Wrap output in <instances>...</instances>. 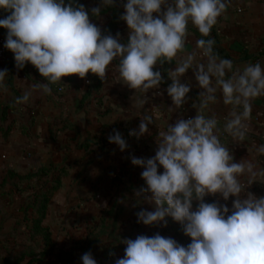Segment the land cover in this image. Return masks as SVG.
I'll list each match as a JSON object with an SVG mask.
<instances>
[{
    "label": "clouds",
    "instance_id": "1",
    "mask_svg": "<svg viewBox=\"0 0 264 264\" xmlns=\"http://www.w3.org/2000/svg\"><path fill=\"white\" fill-rule=\"evenodd\" d=\"M102 4L113 7L115 0H102ZM229 4L230 0H127L120 19L127 23L130 35L122 44L119 33L105 35L91 22L89 10L75 0H0V9L9 13L0 19V27L8 30L4 47L14 54L18 69L31 63L46 81L17 97V104L28 102L33 91L51 95L52 86L64 83L67 76L85 79L91 72L105 80L114 61H118L114 68L119 79L135 90L136 109L144 108L149 90L165 82L158 64L176 65L168 71L172 82L166 91L174 105L169 111L189 99L191 87L181 82L189 69L202 89L199 102L193 104L195 118L178 119L159 131L154 157H131V163L143 169L146 184L135 195L155 205L154 211L136 213L138 223L167 226L166 218L171 217L182 225L191 243L185 247L159 233L139 235L122 241L125 255L115 264H264V197L247 191L256 182L264 183L260 179L264 167L249 159L236 162L221 140L227 134L235 144L246 141L253 101L264 97V66L257 61L239 68L216 51L211 31ZM100 13V7L91 9L93 16ZM189 24L201 37L191 51ZM7 75L6 69L0 71V92L8 90ZM221 98L230 106L222 127L215 115L205 114ZM152 123L153 117L145 114L138 131L129 134L140 138L149 133ZM108 139L122 152L129 147L117 130ZM256 151L264 155V144ZM217 194L224 201L236 197L231 214L226 204L205 202L206 196ZM194 201L198 202L195 210ZM81 259L82 264H97L91 252Z\"/></svg>",
    "mask_w": 264,
    "mask_h": 264
},
{
    "label": "crops",
    "instance_id": "2",
    "mask_svg": "<svg viewBox=\"0 0 264 264\" xmlns=\"http://www.w3.org/2000/svg\"><path fill=\"white\" fill-rule=\"evenodd\" d=\"M65 2L68 3L69 0ZM75 2L89 10L91 22L100 27L105 35L110 32L115 37L119 33V42L127 44L130 29L127 23L120 19L125 12L123 4L127 0H115L113 7H104L102 0ZM93 7L101 8L99 17L91 15ZM8 14L0 9V19ZM115 15L116 20L113 21ZM155 15L157 14L154 13ZM213 29L216 35L212 34V37L218 42L222 57L231 59L239 68H243L248 62L257 61L264 66V0H230L226 13L218 19ZM7 31L0 27V35L7 37ZM189 33L187 48L191 51L196 40L201 37L191 24ZM117 63L118 61H114L110 66L107 78L101 80L99 91L92 90L86 98L83 97L85 92L92 88L94 79L98 77L91 72L85 79L75 75L64 77V83L52 86L51 95L33 91L28 102L17 104L15 102L17 97L32 90L33 85L46 81L40 73L34 71L31 63L22 70L18 69L11 51L5 60L0 61V71L6 69L8 73L5 79L8 90L0 92V180L9 170L27 173L42 166L65 168L67 174L61 178L62 186L49 203L47 221L52 218L69 219L76 223L85 220L75 213L53 211L55 205L60 204L59 207L63 209L65 204L80 203L82 192L78 188L83 183L85 189L83 194L88 195L89 200L86 203L92 210L86 220L90 218L91 222L92 216L97 219L98 211L107 206L125 205L118 220L119 223L129 220L131 225L130 227L120 225L115 233L137 234L141 225L139 228L135 225V222H138L136 213L144 208L154 211L151 208L154 203L150 204L143 197H136V191L142 186L146 187V184L141 177L143 169L134 166L131 157L145 159L154 157L158 147L159 131L166 130L168 123L175 125L178 119L195 118L197 114L193 104L199 102V93L202 89L199 88L192 69L181 78L182 83L191 87L189 99L181 108L169 111V107L174 105L166 91L168 85L161 84L159 89L149 90L146 94L144 108L136 109L133 107L135 90L130 89L119 79L114 68ZM175 67L174 62L168 71L174 70ZM156 69L161 70L162 66L158 64ZM217 95L219 97L220 94ZM82 110L86 112L87 135L77 121V115ZM229 111L230 106L224 105L221 98L216 104H211L205 114L215 115L222 127ZM145 114L154 119V123L148 125L149 133L140 138L131 136L129 133L132 130L138 131ZM114 130L119 131L129 145L123 152L118 145L109 142L108 137ZM89 136L92 139L90 147L80 148L79 143ZM221 140L229 146L236 162L249 159L264 167V155H258L256 151L259 145L264 144V97L253 101L246 141L235 144L227 134L222 135ZM163 171V167L160 166L159 172ZM247 191L257 197H264V183L256 182L248 187ZM206 197L213 203L218 201L220 204H226L228 208L233 207L232 202L236 199L230 197L228 201H224L219 194ZM121 200L124 202L121 203ZM130 205L134 207L130 209ZM166 220L167 226H164L163 222L152 225L153 233L162 236L176 234L175 221L171 217H167ZM145 230L148 229L143 228L140 233H145ZM41 263L55 264V261L47 260ZM20 264H28V261L23 260Z\"/></svg>",
    "mask_w": 264,
    "mask_h": 264
},
{
    "label": "rangeland",
    "instance_id": "3",
    "mask_svg": "<svg viewBox=\"0 0 264 264\" xmlns=\"http://www.w3.org/2000/svg\"><path fill=\"white\" fill-rule=\"evenodd\" d=\"M46 167L49 168V173L41 176L20 179L18 174H27L29 171L27 173H18L14 170H9L14 171L16 174H10L8 171L0 180V260L4 257H13V255L27 250L31 253L24 258V260L28 261V264H42L41 262L47 260L55 261V264H82L81 257L83 254L91 252L97 260V264H115L116 259L123 258L125 255L126 245L122 243L123 240H135L139 235L152 237L156 234V232L153 233L152 226L144 225L137 221L135 222L137 228L141 225V229L137 230V234L123 235L115 233L120 225H125V227H130L131 225L129 220L120 221V223L118 220L119 215L123 213L126 207L125 205L114 204L110 207L107 206L98 211L97 219L92 216L91 222H89L90 218L86 220L87 215L92 213V210L89 204L86 203L89 199H87L88 195L85 196L83 194L85 191L83 183L78 188L82 192L80 203L65 204L63 209L61 206L59 207L60 204L58 206L55 205L53 206V211L55 213L61 211L65 214L75 213L79 217L85 218V220L76 223L69 219L56 220L52 218L47 221L46 215L49 203L55 192L62 186V183L57 190L52 192L51 189L57 185V173L54 172L57 167ZM41 191L52 192L46 215L42 221V226L50 231L49 239L44 237V232L34 234L31 231L33 220L38 217L32 204L34 202V194ZM205 202L213 203L208 198L205 199ZM197 205L198 202L194 201V210ZM129 207L131 209L134 206L130 205ZM151 208L155 210V205ZM229 209V214H231L232 208ZM142 210H145V208ZM174 224L177 225L176 234L173 236L168 234L164 237H170L176 241L179 240L177 242L186 247L191 243V237L184 234L180 223L175 221ZM142 227L148 229L143 234L140 233V230L143 229ZM69 229L72 230L70 231ZM101 229H104V231L97 233ZM65 230H67L66 234ZM94 232L97 233V236H95Z\"/></svg>",
    "mask_w": 264,
    "mask_h": 264
},
{
    "label": "trees",
    "instance_id": "4",
    "mask_svg": "<svg viewBox=\"0 0 264 264\" xmlns=\"http://www.w3.org/2000/svg\"><path fill=\"white\" fill-rule=\"evenodd\" d=\"M116 20V15L115 17L113 18V21ZM212 34L213 35H216V32L214 29H212L211 31V37L210 38H213L212 37ZM216 40V39H215ZM216 51L219 52L220 54V50L218 48V42L216 41ZM174 63V62H173ZM169 64L167 62H165L163 65H162V69L159 70L164 78V83L162 84H171L170 82V79L168 77V68L173 64ZM32 68L34 69V71L36 73L39 74V71L32 65ZM95 82L93 83L92 85V88L90 87L88 89V91L85 92L84 96L83 97H87L88 95H90V93L92 92V90H95V91H99L100 89V83H101V79L99 77H96L95 79ZM92 142V139L91 137H86L83 139V141H81L79 143V147L80 148H84V149H88L90 147V144ZM49 167H52V166H49ZM49 168H47L46 166H42V167H37L31 171H29L27 174H18V177L20 179H28V178H31V177H37V176H41V175H44V174H48L49 171H48ZM57 173V177H56V183L57 185L54 186L51 191H55L57 190L60 186H61V178L63 176H65L67 174L66 172V169L65 168H56L54 169ZM10 174H16L14 171H9ZM52 192H45V191H41V192H36L34 194V202L32 203L33 204V207L35 208V211L36 213L38 214V217H36L34 220H33V228H32V232L34 234H40L41 232H44V237L46 239H49L50 238V231L48 230V228H45L42 226V221L46 215V211H47V206H48V203L51 199V194ZM207 197H205L206 199ZM104 231V229L100 230L99 232L97 233H102ZM95 233V232H94ZM97 233H95V236H97ZM31 253L30 251H27V250H23L21 251V253L19 254H15L13 255V257H9V258H1L0 260V264H20L24 258L26 256H29ZM30 262V261H29Z\"/></svg>",
    "mask_w": 264,
    "mask_h": 264
},
{
    "label": "built area",
    "instance_id": "5",
    "mask_svg": "<svg viewBox=\"0 0 264 264\" xmlns=\"http://www.w3.org/2000/svg\"><path fill=\"white\" fill-rule=\"evenodd\" d=\"M6 43V36L0 35V61L5 60L10 53V50L4 47Z\"/></svg>",
    "mask_w": 264,
    "mask_h": 264
},
{
    "label": "water",
    "instance_id": "6",
    "mask_svg": "<svg viewBox=\"0 0 264 264\" xmlns=\"http://www.w3.org/2000/svg\"><path fill=\"white\" fill-rule=\"evenodd\" d=\"M77 121L80 123L84 134L87 135V118H86V112L84 110L78 113Z\"/></svg>",
    "mask_w": 264,
    "mask_h": 264
}]
</instances>
